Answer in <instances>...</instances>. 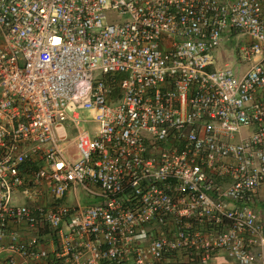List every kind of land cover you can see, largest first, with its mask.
Returning <instances> with one entry per match:
<instances>
[{
	"label": "built area",
	"instance_id": "built-area-1",
	"mask_svg": "<svg viewBox=\"0 0 264 264\" xmlns=\"http://www.w3.org/2000/svg\"><path fill=\"white\" fill-rule=\"evenodd\" d=\"M0 36V264H264V0H0Z\"/></svg>",
	"mask_w": 264,
	"mask_h": 264
},
{
	"label": "rangeland",
	"instance_id": "rangeland-1",
	"mask_svg": "<svg viewBox=\"0 0 264 264\" xmlns=\"http://www.w3.org/2000/svg\"><path fill=\"white\" fill-rule=\"evenodd\" d=\"M2 40V37L0 36V42ZM233 45L232 43L228 44V47H225L224 49H226V55H224L225 57L223 58L224 60H218V62H216L215 66H221L223 63H225L227 61V54L230 52V49H232ZM218 58H219V53H218ZM220 59V58H219ZM80 115L82 117L86 116L87 113L84 112V111H80ZM90 200L86 199V198H83V196H81V203L82 204H86V203H89Z\"/></svg>",
	"mask_w": 264,
	"mask_h": 264
},
{
	"label": "crops",
	"instance_id": "crops-1",
	"mask_svg": "<svg viewBox=\"0 0 264 264\" xmlns=\"http://www.w3.org/2000/svg\"><path fill=\"white\" fill-rule=\"evenodd\" d=\"M224 45H228V41L224 43ZM218 55V53H217ZM258 209L260 210V212L264 213V201L260 202V204L258 205ZM264 218V215H263Z\"/></svg>",
	"mask_w": 264,
	"mask_h": 264
}]
</instances>
